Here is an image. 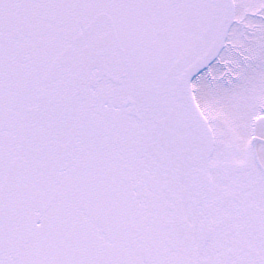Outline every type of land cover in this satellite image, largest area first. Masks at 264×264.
<instances>
[{
  "label": "snow or ice",
  "instance_id": "obj_1",
  "mask_svg": "<svg viewBox=\"0 0 264 264\" xmlns=\"http://www.w3.org/2000/svg\"><path fill=\"white\" fill-rule=\"evenodd\" d=\"M0 264H264V0H0Z\"/></svg>",
  "mask_w": 264,
  "mask_h": 264
}]
</instances>
